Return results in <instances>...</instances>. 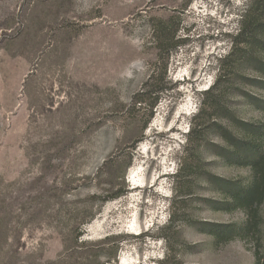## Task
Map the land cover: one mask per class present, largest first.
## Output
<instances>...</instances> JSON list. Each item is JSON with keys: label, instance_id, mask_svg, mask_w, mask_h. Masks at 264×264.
I'll use <instances>...</instances> for the list:
<instances>
[{"label": "rangeland", "instance_id": "rangeland-1", "mask_svg": "<svg viewBox=\"0 0 264 264\" xmlns=\"http://www.w3.org/2000/svg\"><path fill=\"white\" fill-rule=\"evenodd\" d=\"M251 1L0 0V264L264 256V204L260 234L224 233L245 222L229 186L251 172L229 157L264 125V70L229 60L200 114ZM158 22L178 30L162 56Z\"/></svg>", "mask_w": 264, "mask_h": 264}, {"label": "trees", "instance_id": "trees-1", "mask_svg": "<svg viewBox=\"0 0 264 264\" xmlns=\"http://www.w3.org/2000/svg\"><path fill=\"white\" fill-rule=\"evenodd\" d=\"M169 23L158 22L152 26V34L155 45L162 56L164 53L170 54L177 46V29H171ZM261 51L262 56H259ZM244 63L254 65L257 70H264V0H252L241 15V23L238 33L232 41V49L228 57L221 62L220 74L217 77L215 85L207 92H203L200 114L206 111H216L219 106V94L222 87V71L226 68L229 60H235L236 57ZM253 67V66H252ZM155 71L151 76V81L155 79ZM263 80V78H261ZM159 93L158 90L153 94ZM210 96L214 100H210ZM215 99H217L215 101ZM156 100V97L154 98ZM156 103L150 104V109L155 107ZM199 114V115H200ZM243 125V124H241ZM247 130V135L239 142L237 148H232L229 159L237 165H245L250 169L251 177L245 184H230L229 202L230 209H241L245 215L244 225L237 229H227L226 234H240L250 236L260 234L263 226V219L260 214V208L264 204V125H243ZM202 130L200 125L194 127V132ZM181 172L176 173L174 178L181 177ZM118 197V196H117ZM253 264H264V256L259 252L255 253Z\"/></svg>", "mask_w": 264, "mask_h": 264}]
</instances>
